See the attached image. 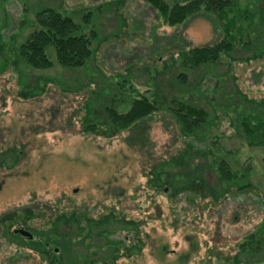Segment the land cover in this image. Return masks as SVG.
<instances>
[{"label":"rangeland","instance_id":"obj_1","mask_svg":"<svg viewBox=\"0 0 264 264\" xmlns=\"http://www.w3.org/2000/svg\"><path fill=\"white\" fill-rule=\"evenodd\" d=\"M177 1L188 0H168ZM47 6L78 22L91 12L82 28L97 36L84 66L62 68L52 47L51 68L33 69L18 56L35 13ZM232 6L248 17L239 20L253 42L180 83L182 49L219 37L211 15L199 12L169 26L145 0H0V153L21 151L19 164L9 161L0 171V218L16 211L0 220V264H47L44 250L57 253L61 264H101L114 239L137 243L119 214L140 221L141 248L114 264H264V251L235 255L264 217V147L248 146L239 128L246 113L264 114V0ZM136 91L189 98L209 120L186 135L159 111L131 130L111 132L106 106L125 111ZM218 158L246 168L252 186L217 190L207 207L206 199L189 206L184 196L176 201L168 190L151 188L172 181L177 193L199 176L219 189Z\"/></svg>","mask_w":264,"mask_h":264},{"label":"trees","instance_id":"obj_2","mask_svg":"<svg viewBox=\"0 0 264 264\" xmlns=\"http://www.w3.org/2000/svg\"><path fill=\"white\" fill-rule=\"evenodd\" d=\"M145 2L169 26L183 24L199 12H204V14L211 15L214 18L213 26L219 32L218 39L209 44L182 49L180 52V66L185 70L177 76V80L180 83L187 82L188 73H192V71L205 64L217 62L223 53L232 52L236 45H246L253 42L251 37L248 36L249 41L244 37L248 33L243 31L242 21L239 20L240 18L247 19L248 17L245 14L242 16L240 12L236 13L233 11L232 0H188L186 2L145 0ZM90 19L91 12L84 14L82 21L78 22L71 14L63 13L54 7L47 6L42 8L35 13V24L31 32L24 42L18 46V56L26 65L33 69L51 68L53 62L47 54V48L52 47L56 62L62 68L72 69L84 66L92 56V46L97 36V32L94 29L88 32L83 30V24L88 25ZM250 27L252 26L248 25V28ZM159 111H164L175 122L178 131L186 135H191L200 126L206 124L210 116L207 110L189 98L161 99L156 91H151L150 93L136 91V96L127 110L117 111L115 108L106 106L104 113L109 122V130L113 133H120L135 128L149 116ZM239 124L241 133L248 146L264 147V114L246 113ZM89 127H92V125ZM7 149L4 153L11 154L12 157L8 159L2 155L4 153H0V171H5L3 166L7 162L14 161L19 164L21 160V151H17L15 147ZM214 162H216L217 177L221 182L219 189H212L204 181H201L199 176L188 178L189 181L185 184V187H180L177 184L176 186L180 187L175 189L179 191L177 193H173L172 188H170L174 186L172 181H165L160 186L152 185L151 188L153 187L160 192L168 190L166 194L173 195L172 198L176 201L178 199L181 200V198H178L179 196H184L183 199L188 201L189 206L194 205L197 200L206 199L207 202L204 206L207 207L212 202L211 198L208 199V195L215 196L217 190L226 189L225 191H227V187H230V189H235L239 193L252 186L246 180L248 178L246 168H243L242 172H240L241 170L232 169L229 161L223 158L215 159ZM3 171L2 173H4ZM161 171H165V167ZM165 175V178H168V175ZM190 179H193L192 181L198 180L200 185L191 184ZM199 192L204 194L201 195ZM260 198H258L259 202H261ZM20 211L24 214H34V210L30 209H22ZM15 215L16 211L1 216L0 220L3 222L12 220ZM118 220L119 225L123 229L128 230V233H133V242L136 239L137 243H127L128 241L126 242V239L122 238L114 239L112 243L106 246L110 256L104 257L105 259L101 264H114L121 256L127 257L135 249L141 248L138 231L140 221L127 219L122 214H119ZM260 226H263L262 230ZM237 248L235 255L238 258L240 255L258 256L264 251V217L250 233L241 238ZM42 252L46 255L47 264H61L62 261L57 259V253L45 250ZM53 257L54 260L52 261ZM238 258L236 259L238 260ZM99 263L96 262V264ZM254 263L262 264L259 260ZM91 264H94V262Z\"/></svg>","mask_w":264,"mask_h":264}]
</instances>
